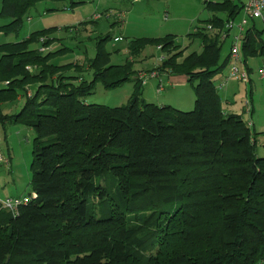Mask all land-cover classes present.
I'll return each instance as SVG.
<instances>
[{"label": "trees", "instance_id": "trees-1", "mask_svg": "<svg viewBox=\"0 0 264 264\" xmlns=\"http://www.w3.org/2000/svg\"><path fill=\"white\" fill-rule=\"evenodd\" d=\"M41 1L82 2L1 0L0 16L10 19L2 32H17ZM203 4L206 25L188 34L201 49L186 55L175 35L141 37L128 42L130 59L112 64L106 34L86 64L55 65L50 59L66 48L48 50L54 27L0 44V124L35 131L25 194L35 196L15 214L0 209V264H264V156L242 115L222 108L214 80L231 59V47L220 56L225 24L244 3ZM255 19L240 41L243 64L264 56V19ZM147 45L165 54L154 70L186 77L191 110L144 101L133 65ZM84 66L89 80L65 74ZM131 79L126 104L85 102L97 82ZM19 96L20 109L3 113Z\"/></svg>", "mask_w": 264, "mask_h": 264}, {"label": "rangeland", "instance_id": "rangeland-1", "mask_svg": "<svg viewBox=\"0 0 264 264\" xmlns=\"http://www.w3.org/2000/svg\"><path fill=\"white\" fill-rule=\"evenodd\" d=\"M81 1L71 8L67 6V1L38 2L30 9L29 17L23 21L17 32L4 33L0 29V44L16 42L27 37L29 33L35 30L54 27L50 37L55 39L49 45L48 50L66 48L63 52L54 55L50 59V62L55 65L69 63L86 64V61L95 54V44L98 37L106 34L111 35V38L105 43V49L110 53V63L112 64H122L129 58L127 45L133 38L162 37L166 34H172L175 35V43L180 48L186 47L184 55L192 51H200L201 49L200 40L188 34L197 27L206 25L205 19L208 17V11L204 7V0ZM239 1L247 2V0ZM104 13H107L109 17L105 18ZM97 14H102V16L94 19V15ZM242 16L243 11L240 12L235 21L238 22ZM9 20L7 17L0 16V26L9 22ZM258 22L262 23V20L260 19ZM234 34L235 31L232 29L222 46L221 58L228 54L231 44L234 42ZM240 43V41L237 43L239 51ZM35 46L39 47V44H35ZM164 55L159 50V47L155 48L152 45H147L134 62V69L140 70L135 77L142 84L147 80H151L148 85L155 83V88L152 87L153 95H150V97H148V92L142 85V98L147 102H157L159 104L158 102L162 101L161 99L156 100V98H162L166 91L172 90L165 83L167 76L158 74L154 70V67L159 63V59H162ZM262 60L254 57L248 61L252 68L251 83L243 82L236 78L228 79L227 85L237 90H235L236 94L227 107L224 105V96L222 91H220L222 87L218 88V91L221 92L219 94L223 100V108H232L231 110L241 114L245 121L249 119L253 121L254 125L251 127L256 132L255 154L257 156H264V77L259 72ZM234 62L233 59H230L223 72L214 76L216 83L219 82L223 75L228 74ZM235 63L239 69L242 70L244 68L242 61L238 60ZM150 72H154V76H148ZM142 73L146 74L145 80L139 76ZM65 74L79 76L78 78H72L74 82L79 81L80 78L89 80L92 77V71L88 70L86 66H84L82 71H76L75 67L71 68L66 70ZM159 78L162 89L159 87ZM133 85L134 82L131 79L116 87L106 88L99 81L93 91L85 97V102L108 106L124 105L128 102L133 92ZM36 87L37 84L29 86L26 92L28 94L33 93ZM185 89L181 95L183 100L180 101V110L188 111L193 108L194 91L189 83H187ZM250 93L252 94V102L255 109L252 113L245 111V102L250 100ZM156 95L158 97H154ZM23 102L24 97L19 96L13 101L3 103L2 112L6 114L16 113ZM34 137V129L22 123L0 124V156L3 158V160H0V198L29 191V165L32 159L31 150ZM5 159H8L9 162H5Z\"/></svg>", "mask_w": 264, "mask_h": 264}, {"label": "built area", "instance_id": "built-area-1", "mask_svg": "<svg viewBox=\"0 0 264 264\" xmlns=\"http://www.w3.org/2000/svg\"><path fill=\"white\" fill-rule=\"evenodd\" d=\"M134 1V0H132ZM263 10H264V0H247L246 3L243 5V16L241 19L236 22V21H228L225 24V27L229 30L234 29L235 34H234V42L231 44V59H233L235 62H237L239 59V50L237 43L241 41L243 37V31L245 29V26L247 25L249 19L251 18H258V19H264L263 15ZM105 18H108V14L104 13L103 14ZM102 14H97L94 15V19H97L101 17ZM225 37V34H222V38ZM40 51H44V47H39ZM233 63L231 68L229 69V72L225 78V80L230 79V78H236L238 80H241L243 82L248 81V74L244 69H239L236 65V63ZM28 69H30L28 67ZM260 74L262 77H264V69L261 68L259 70ZM154 72H150L148 76H154ZM140 78H145L146 74L142 73L139 74ZM34 193L30 195H24V196H9L5 198H0V209L8 210L12 213H16L17 209L20 205L27 203L31 197H34Z\"/></svg>", "mask_w": 264, "mask_h": 264}, {"label": "crops", "instance_id": "crops-1", "mask_svg": "<svg viewBox=\"0 0 264 264\" xmlns=\"http://www.w3.org/2000/svg\"><path fill=\"white\" fill-rule=\"evenodd\" d=\"M134 2H135V0H134ZM255 20H257V22H258V20H260V19H255ZM251 21H252V18L251 19H249V21H248V24H250L251 23ZM235 31V30H234ZM254 57H256V58H261V59H263L262 61V64L260 65V67H259V69H261V68H263L264 69V56H254ZM254 57H250V58H248L247 59V62L245 63V64H243V66H244V70L246 71V69L247 68H250L251 70H250V72H249V74H248V83H251V77H250V75H251V73H252V68L250 67V65H249V60L250 59H252V58H254ZM239 59H240V55H239ZM137 71V73L140 71V70H136ZM141 72H143V71H141ZM158 74H165L166 76H167V81L165 82L166 83V85L167 86H169V87H171L172 88V90H169V91H166L164 94H163V96H162V98H156V100H158V99H161V101L162 102H158L159 103V105H162V104H168V105H171V106H173V107H175V108H178V109H180L181 108V104H180V101L181 100H183V97L181 98V95L184 93V91L186 90L185 89V87L187 86V79H186V77L185 76H183V75H172V74H169V73H167V72H159ZM226 76L227 75H223L222 76V78L219 80V82H218V88L220 87H222L221 88V90L220 91H222V93H223V96H224V105H225V107H227V105L228 104H230L231 103V100L233 99V96H235V94H236V92H235V90H237V89H232V88H230L228 85H227V81H228V79L227 80H225V78H226ZM146 79V78H145ZM238 80V79H237ZM148 82H151V80L150 81H146V82H144V88H145V90H146V92H148V97H150V95H153V92H152V87H154L155 88V83H150V85H148ZM158 82H159V87H161V89L163 88L162 87V85L160 84L161 83V80H160V78L158 79ZM158 88V87H157ZM185 89V90H184ZM160 90V89H159ZM231 90H233V91H231ZM219 91V93H221ZM175 92V93H174ZM182 92V93H181ZM187 92V91H186ZM174 93V94H173ZM176 94V95H175ZM220 95V94H219ZM250 95V101H246L245 102V111L246 112H248V113H252V111H254L255 109H254V104H253V98H252V94L250 93L249 94ZM186 96H188V95H186ZM154 97H158L157 95L156 96H154ZM221 97V96H220ZM223 100H222V97H221V104H223L222 102H223ZM144 101H146L145 99H144ZM189 101V100H188ZM147 102V101H146ZM153 103V102H152ZM156 104H157V102H156ZM222 108H223V106H222ZM224 109V111H226V112H234V113H237L236 111H234V110H231L232 108H223ZM248 122V124L250 125V126H252L253 127V125H254V123H253V121H251L250 119L247 121ZM0 160H3V158L0 156ZM5 162H9V160L8 159H5ZM26 193H23V194H17V195H13V196H20V195H25Z\"/></svg>", "mask_w": 264, "mask_h": 264}]
</instances>
